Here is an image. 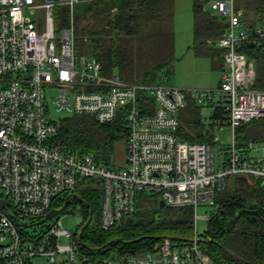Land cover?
Instances as JSON below:
<instances>
[{"label": "built area", "instance_id": "2783aa9c", "mask_svg": "<svg viewBox=\"0 0 264 264\" xmlns=\"http://www.w3.org/2000/svg\"><path fill=\"white\" fill-rule=\"evenodd\" d=\"M87 0H0V264H216L195 228L199 203L213 206L230 174L262 179L264 142L249 141L240 149L235 128L264 117V89L251 87L254 60L242 46L264 44V21L244 26L241 9L233 0H211L210 8L227 25L215 45L222 52V71L215 88L177 87L164 83L121 81L102 69L95 57L79 61L74 52L73 12ZM70 14L56 30L55 8ZM56 89L58 107L71 115H88L99 123L116 117L126 130L122 166L97 160L93 151L80 155L63 147L58 121L48 115L45 94ZM189 102L213 103L214 128L224 121L230 131L228 149L215 162L212 143L184 139L178 112ZM217 144L218 136L211 134ZM80 178H99L103 196L100 225L106 229L135 210L136 194H156L165 206L189 207L192 233L178 242L165 236L137 254L91 259L81 252L74 230L62 226L59 216L31 238L7 212L41 219L52 200L72 191ZM60 237L67 239L60 243Z\"/></svg>", "mask_w": 264, "mask_h": 264}, {"label": "trees", "instance_id": "16d2710c", "mask_svg": "<svg viewBox=\"0 0 264 264\" xmlns=\"http://www.w3.org/2000/svg\"><path fill=\"white\" fill-rule=\"evenodd\" d=\"M165 0H87L76 5L73 12L74 35L78 31L76 20L81 15L99 13L106 20L104 28L117 33L131 34L156 19L160 6ZM210 0H192L193 41L190 46L195 53H216L222 64V52L214 44L222 35L227 22L224 17H216L205 3ZM238 7L261 13L264 0H235ZM75 5V6H76ZM159 7V8H158ZM75 8V7H74ZM85 13H79L80 11ZM70 14L66 7L55 8L56 30L67 25ZM81 30V27H80ZM75 41V38H74ZM75 48V44H74ZM119 47L112 44L97 50L95 58L102 69L111 73V67L119 66ZM248 57L254 60L255 76L251 87L264 89V44L242 46ZM211 54V55H212ZM218 61V62H219ZM213 106L212 102L207 104ZM187 114L179 115L180 135L189 141L213 143L209 126L200 119L201 106L189 102L184 108ZM219 112L211 110V119ZM59 137L66 151L80 155L93 151L99 162L108 164L110 148L119 140L124 143L126 130L119 117L99 123L88 115H68L58 121ZM264 142V117L245 121L235 128V144L242 149L247 142ZM73 193L69 191L56 196L52 205L59 207L67 197V205L78 207L82 222L74 230L80 232L82 241L89 247L77 248L96 260L116 254H137L165 236L175 241H187L192 233V212L189 207L159 206L156 194H136L135 210L104 229L100 225L103 187L99 178H80ZM148 197L150 201L144 198ZM71 199V200H70ZM213 210L207 221V231L203 245L216 264H264V183L262 179L243 174H230L226 178L223 191L214 199ZM89 218L88 224L81 230ZM98 264V263H93Z\"/></svg>", "mask_w": 264, "mask_h": 264}, {"label": "rangeland", "instance_id": "374dc122", "mask_svg": "<svg viewBox=\"0 0 264 264\" xmlns=\"http://www.w3.org/2000/svg\"><path fill=\"white\" fill-rule=\"evenodd\" d=\"M76 5L74 10L79 11ZM159 8V7H158ZM214 13L218 18L216 11ZM79 13H85L82 10ZM156 19L149 20L146 25L138 28L135 33H117L115 30L104 28L106 20L99 13L81 15L76 20L78 31L75 33V58L83 61L94 57L97 50L112 44L119 47L121 67H111V73H116L124 82L164 83L177 87L215 88L218 85L219 70H210V62L206 56H197L190 49L192 44V1L191 0H165L160 6ZM264 19V10H263ZM81 27V30H80ZM213 85L198 83V81L211 80ZM56 89L47 88L45 94L48 115L51 119L59 121L71 115L65 107H58L55 98ZM208 105L201 106L199 113L202 122L209 126L212 121ZM187 114L185 109L178 112V116ZM210 134L218 136L212 143L215 153V162L222 161L228 149L230 131L227 124L221 121L220 128L211 126ZM125 146L122 141L115 142L108 154V165L122 166L124 162ZM72 192V191H69ZM145 194H149L145 192ZM150 201L148 197L144 198ZM158 199V198H157ZM71 200V199H70ZM7 212L20 224V230L31 238L45 231L52 219H44L35 223V219L15 215L6 205ZM213 208L199 203L196 208L197 216L210 215ZM62 226L75 230L82 222V215L77 206L70 204L58 214ZM207 219L197 218L195 228L198 234L205 235ZM193 226V223H192ZM60 243H66L65 237H60ZM36 264H45L43 257H35Z\"/></svg>", "mask_w": 264, "mask_h": 264}, {"label": "crops", "instance_id": "0c3cea01", "mask_svg": "<svg viewBox=\"0 0 264 264\" xmlns=\"http://www.w3.org/2000/svg\"><path fill=\"white\" fill-rule=\"evenodd\" d=\"M233 2H234V6L236 8L241 9V11H242L240 18H241V21H242L244 26L252 27V26L258 25L259 23L264 21L263 13L262 14L261 13H254V12H252L250 10H245V8H243V7H238L236 5V1L235 0H233ZM217 15H219V14H217ZM219 17H223V16L219 15ZM192 20H193V13H192ZM192 41H193V28H192ZM213 44H214V47H216V49L218 51H220V49L215 45V43H213ZM190 46H191V44H190ZM190 49L192 51H194L192 48H190ZM195 54L197 56H206L209 59V62H210L209 68H210V70H219V74H218V78H217V81L219 82V77H220V74H221V71H222V64L218 60L216 53L213 52V54H212V53H208V52L207 53L206 52H202V53H199V54L198 53H195ZM214 82H215L214 78H213V81H211L210 79L206 80V81H198V83L208 84L210 86L213 85ZM210 116H211V112H210Z\"/></svg>", "mask_w": 264, "mask_h": 264}, {"label": "water", "instance_id": "95a60500", "mask_svg": "<svg viewBox=\"0 0 264 264\" xmlns=\"http://www.w3.org/2000/svg\"><path fill=\"white\" fill-rule=\"evenodd\" d=\"M211 3H212L211 0L208 1L207 3H205L204 8H205V9H208V8L210 7ZM247 44L250 45V46L253 45V43H252L251 41L248 42ZM68 196H74V197H77V194H75V193H73V192H70V193L68 194ZM68 196H67V197H68ZM67 197L65 198V200H64V202H63V204H62L61 206L50 208L49 211H48L47 213H45L44 216H43L41 219L35 221V223H39V222L43 221L44 219H51V218H53L54 216H57L58 214H60V213H61V212L67 207V200H66ZM5 203H7V200H6L5 198H1V197H0V209H3V205H4ZM158 204H159V206H164V202H163V200L160 199V200L158 201ZM88 222H89V218L86 220V222H85L84 225L82 226L81 230L85 228V226L88 224ZM174 239H175V238H174ZM76 242L78 243L79 246L86 247V248L89 247L87 244H85V243L82 241V239H81V237H80V232H79V234H78L77 237H76Z\"/></svg>", "mask_w": 264, "mask_h": 264}]
</instances>
